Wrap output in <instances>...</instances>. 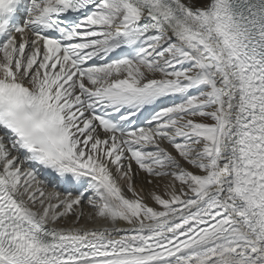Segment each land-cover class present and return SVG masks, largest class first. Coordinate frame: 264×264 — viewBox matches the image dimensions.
<instances>
[{
    "label": "snow or ice",
    "instance_id": "1",
    "mask_svg": "<svg viewBox=\"0 0 264 264\" xmlns=\"http://www.w3.org/2000/svg\"><path fill=\"white\" fill-rule=\"evenodd\" d=\"M0 264H264V0H0Z\"/></svg>",
    "mask_w": 264,
    "mask_h": 264
},
{
    "label": "bare ground",
    "instance_id": "2",
    "mask_svg": "<svg viewBox=\"0 0 264 264\" xmlns=\"http://www.w3.org/2000/svg\"><path fill=\"white\" fill-rule=\"evenodd\" d=\"M83 211H84V213H85V216L87 217V215H88V213L91 211V209H89L88 207H84L83 208ZM82 224L84 225V226H87V227H92V226H99V225H91V224H87L86 222H82ZM69 226H71V221H69Z\"/></svg>",
    "mask_w": 264,
    "mask_h": 264
}]
</instances>
